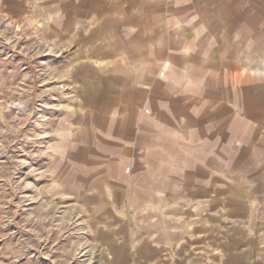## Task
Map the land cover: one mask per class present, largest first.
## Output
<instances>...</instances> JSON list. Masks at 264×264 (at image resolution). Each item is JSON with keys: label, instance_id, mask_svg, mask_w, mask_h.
Returning a JSON list of instances; mask_svg holds the SVG:
<instances>
[{"label": "crops", "instance_id": "0c3cea01", "mask_svg": "<svg viewBox=\"0 0 264 264\" xmlns=\"http://www.w3.org/2000/svg\"><path fill=\"white\" fill-rule=\"evenodd\" d=\"M16 15L67 52L113 263L264 264V0H16Z\"/></svg>", "mask_w": 264, "mask_h": 264}, {"label": "rangeland", "instance_id": "374dc122", "mask_svg": "<svg viewBox=\"0 0 264 264\" xmlns=\"http://www.w3.org/2000/svg\"><path fill=\"white\" fill-rule=\"evenodd\" d=\"M33 25L0 0V264H114L112 200L96 197L108 184L81 150L67 52Z\"/></svg>", "mask_w": 264, "mask_h": 264}]
</instances>
